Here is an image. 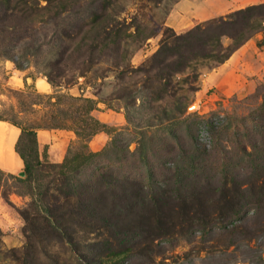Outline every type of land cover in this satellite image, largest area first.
Here are the masks:
<instances>
[{
    "label": "trees",
    "instance_id": "1",
    "mask_svg": "<svg viewBox=\"0 0 264 264\" xmlns=\"http://www.w3.org/2000/svg\"><path fill=\"white\" fill-rule=\"evenodd\" d=\"M123 11L122 0H0V60L11 61L19 70L24 61L33 65L53 88L74 83L100 60H113L122 80L127 74L141 79L140 88L130 91L132 104L139 100L138 109H145L146 103L153 111L157 103H172V109L161 111L168 120L174 118V112L184 113L185 103L178 93L190 79L196 82L201 68L218 67L256 35L262 36L258 47L264 44V3L198 23L180 34L163 23L157 31L144 34L146 27H141L137 16L128 21L121 18ZM158 34L157 50L138 67H130L123 43L130 40L139 45ZM18 97L17 108L2 111L0 121L20 131L14 152L22 161L23 175L0 169V195L11 206L10 195L28 201L18 210L23 244L4 248L2 258L7 264H110L124 260L132 236L124 224L126 219L141 215L155 222L165 216L174 197L160 183L155 187L156 177L151 172L141 178L119 175L114 162L123 158L124 149L115 138L100 151L90 150L93 137L110 134L109 127L92 114L98 101L61 91H25L18 92ZM38 130L74 134L75 142L62 162L46 160L45 148L39 150ZM145 136L139 129L136 151L145 146ZM173 151L169 148L167 153ZM244 153L251 156L246 150ZM192 164L191 156H180L173 181L188 178ZM225 186L224 193L216 188L223 198L229 191ZM179 199L181 209L189 210V202ZM200 205L191 219L201 222L207 217L202 219ZM236 212L229 207L226 214ZM2 237L0 229V243Z\"/></svg>",
    "mask_w": 264,
    "mask_h": 264
},
{
    "label": "rangeland",
    "instance_id": "2",
    "mask_svg": "<svg viewBox=\"0 0 264 264\" xmlns=\"http://www.w3.org/2000/svg\"><path fill=\"white\" fill-rule=\"evenodd\" d=\"M172 2L174 0H161L155 5L143 0H122L121 18L129 21L137 16L141 27H146L144 34H148L162 25ZM160 39L161 34H158L139 45L126 40L123 47L129 52L130 67H138L153 54ZM262 62L264 67V60ZM22 64L24 67L19 70L11 61L0 60V113L10 106L17 108L18 92L34 90L52 94L61 91L92 98L98 101L92 114L109 127L110 134L102 132L93 137L90 150L100 151L115 138L116 144L124 149L123 158L114 162L116 172L140 178L151 172L156 177L155 187L160 183L174 197L165 216L155 222L141 215L126 219L124 224H128L132 235L129 252L124 260L110 264H264V91H258L264 87V76H259L250 92L200 105L197 92L205 74L210 72L201 68L196 82L190 79L178 93L185 103L184 113L174 112V118L166 120L161 111L170 110L174 105L157 103L155 112L147 109L145 103V109L144 106L138 109L139 100L132 104L130 91L140 88L141 79L127 74L122 80L112 65L113 60H100L74 83L57 88L50 86L47 92L41 91L46 88V77L33 65L25 61ZM189 76L192 78V74ZM36 79H42L37 81V86ZM42 83L45 85L41 86ZM192 87L196 90L192 91ZM193 105L196 109L192 110ZM169 125V129H162ZM139 129L146 132V141L144 139L145 146L136 151ZM71 133L53 130L46 145L39 146L40 151L45 148L47 161L62 162L67 149L75 142V136L70 138ZM169 148L174 151L167 153ZM245 150L251 156H246ZM56 152H60L61 157L54 156ZM182 155L191 156L190 175L174 182L173 169ZM22 169L23 165L20 172L12 173L19 175ZM224 185L229 190L226 198L216 190L219 187L224 193ZM180 197L186 204L189 202V210L181 209ZM9 201L12 206L0 195L3 232L0 264H7L2 258L4 248L23 244V223L18 210L28 200L10 195ZM198 204L204 212L202 219L207 217L201 222L191 219ZM229 207L237 212L226 214Z\"/></svg>",
    "mask_w": 264,
    "mask_h": 264
},
{
    "label": "crops",
    "instance_id": "3",
    "mask_svg": "<svg viewBox=\"0 0 264 264\" xmlns=\"http://www.w3.org/2000/svg\"><path fill=\"white\" fill-rule=\"evenodd\" d=\"M262 3H264V0H174L164 17L163 25L171 28L176 34H180L191 29L198 23L225 16L247 6ZM260 39V35H256L254 38L248 40L223 64L211 69L210 72L205 74L204 79L201 81L200 90L197 92L200 105H208L210 101H223L220 98H227L234 94L251 91L260 78L259 76H264V67L262 66V61L264 60V44L260 47L257 45V41ZM258 60L261 61L258 62ZM39 80L42 79H36V86ZM44 82L46 85L42 83L41 86L45 85L46 88H42L41 91L47 92L50 90V85L46 81ZM206 108L208 107L206 106ZM4 124L6 126V133L10 130H14L17 133L13 141L10 142L8 139H4L0 143V153H4L7 159L3 160L5 165L0 164V169L9 173L20 172L22 161L14 152V145L20 131L14 126ZM52 132L53 130L37 131L40 147L46 145L47 137L49 138ZM71 134L70 138H73L74 134ZM56 155L61 157L62 154L56 152L54 156Z\"/></svg>",
    "mask_w": 264,
    "mask_h": 264
},
{
    "label": "bare ground",
    "instance_id": "4",
    "mask_svg": "<svg viewBox=\"0 0 264 264\" xmlns=\"http://www.w3.org/2000/svg\"><path fill=\"white\" fill-rule=\"evenodd\" d=\"M191 109H196V105H193L191 107ZM16 133L14 130H10L8 133H6V126L3 122L0 123V143H2L4 141V139H8V141H13L15 136H16ZM1 152V150H0ZM3 160H7L6 159V155L4 153H0V164L1 165H5L4 161Z\"/></svg>",
    "mask_w": 264,
    "mask_h": 264
},
{
    "label": "water",
    "instance_id": "5",
    "mask_svg": "<svg viewBox=\"0 0 264 264\" xmlns=\"http://www.w3.org/2000/svg\"><path fill=\"white\" fill-rule=\"evenodd\" d=\"M20 175L22 176V175H23V173L21 172V173H20Z\"/></svg>",
    "mask_w": 264,
    "mask_h": 264
}]
</instances>
